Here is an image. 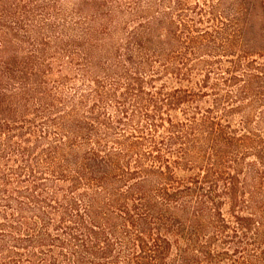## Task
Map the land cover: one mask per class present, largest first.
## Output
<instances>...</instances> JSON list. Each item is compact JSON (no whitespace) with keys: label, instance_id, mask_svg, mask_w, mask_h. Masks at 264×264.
Listing matches in <instances>:
<instances>
[{"label":"trees","instance_id":"trees-1","mask_svg":"<svg viewBox=\"0 0 264 264\" xmlns=\"http://www.w3.org/2000/svg\"><path fill=\"white\" fill-rule=\"evenodd\" d=\"M0 264H264V0H0Z\"/></svg>","mask_w":264,"mask_h":264}]
</instances>
